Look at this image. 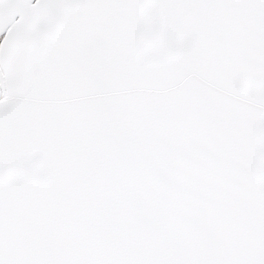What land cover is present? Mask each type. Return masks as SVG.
<instances>
[{
  "label": "snow or ice",
  "instance_id": "snow-or-ice-1",
  "mask_svg": "<svg viewBox=\"0 0 264 264\" xmlns=\"http://www.w3.org/2000/svg\"><path fill=\"white\" fill-rule=\"evenodd\" d=\"M0 264H264V0H0Z\"/></svg>",
  "mask_w": 264,
  "mask_h": 264
}]
</instances>
